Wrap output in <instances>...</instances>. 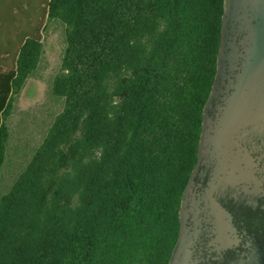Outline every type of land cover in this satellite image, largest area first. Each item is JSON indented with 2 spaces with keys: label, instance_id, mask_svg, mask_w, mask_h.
I'll return each instance as SVG.
<instances>
[{
  "label": "trees",
  "instance_id": "trees-1",
  "mask_svg": "<svg viewBox=\"0 0 264 264\" xmlns=\"http://www.w3.org/2000/svg\"><path fill=\"white\" fill-rule=\"evenodd\" d=\"M65 25L41 145L0 197V264H169L225 0H44ZM44 25L0 50V181Z\"/></svg>",
  "mask_w": 264,
  "mask_h": 264
},
{
  "label": "water",
  "instance_id": "water-1",
  "mask_svg": "<svg viewBox=\"0 0 264 264\" xmlns=\"http://www.w3.org/2000/svg\"><path fill=\"white\" fill-rule=\"evenodd\" d=\"M263 161L264 0H225L217 72L169 264H222L240 243L241 264H253L232 200L261 191Z\"/></svg>",
  "mask_w": 264,
  "mask_h": 264
},
{
  "label": "rangeland",
  "instance_id": "rangeland-1",
  "mask_svg": "<svg viewBox=\"0 0 264 264\" xmlns=\"http://www.w3.org/2000/svg\"><path fill=\"white\" fill-rule=\"evenodd\" d=\"M44 0H0V50L16 45L26 35H34L44 25V52L35 77L27 81L16 98L7 124L11 131L8 156L0 181V197L6 193L41 145L55 117L63 110V100L49 95L53 77L60 71L65 48V25L44 20Z\"/></svg>",
  "mask_w": 264,
  "mask_h": 264
},
{
  "label": "flooded vegetation",
  "instance_id": "flooded-vegetation-1",
  "mask_svg": "<svg viewBox=\"0 0 264 264\" xmlns=\"http://www.w3.org/2000/svg\"><path fill=\"white\" fill-rule=\"evenodd\" d=\"M264 171V161L260 167ZM258 179L262 183L261 191L258 194L242 197L238 194L237 199H233L237 213L240 214L236 226L240 234L244 232L250 236L252 244L253 264H264V172L258 174ZM242 243L235 250L231 251L222 264H241Z\"/></svg>",
  "mask_w": 264,
  "mask_h": 264
}]
</instances>
